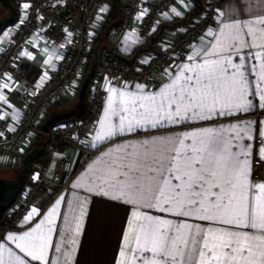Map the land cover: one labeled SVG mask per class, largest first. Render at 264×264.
Returning <instances> with one entry per match:
<instances>
[{
	"label": "crops",
	"instance_id": "obj_1",
	"mask_svg": "<svg viewBox=\"0 0 264 264\" xmlns=\"http://www.w3.org/2000/svg\"><path fill=\"white\" fill-rule=\"evenodd\" d=\"M154 1L145 0L124 35L109 41L110 47L126 57L139 48L144 49L133 66L147 64L169 41L181 35L187 24H176V21H183L197 8V0H176L171 8L156 17V31L145 39L137 26L152 13ZM198 4V10L202 11L206 0H199ZM110 9L111 0H103L90 33L92 44ZM261 21H264V0H223L216 21L197 37L185 55L172 59L163 70L156 72L154 83L108 76L101 111L87 138L81 146L70 147L75 174L69 185L57 190L49 179L34 196L19 226L0 232V261L3 264H141L143 260V264H148L152 254L141 250L145 236L163 234L169 254L177 258L171 264H264V230L243 226L248 222L245 206L251 212L254 204L264 203V196L254 187L264 184V99H261L264 95V22ZM13 26L0 35V52L13 36L16 25ZM72 37L71 30L59 42L48 39L41 29L31 35L18 61L0 84V117L10 123L11 129L20 125L28 93L41 90L59 67ZM198 52L200 55H196ZM256 53L261 56L256 57ZM189 56L193 59L189 60ZM240 64L244 66L241 71L246 78L244 98L250 102L246 110L232 106L238 102L239 92L228 93L229 81L236 79L231 75L235 72L234 66ZM185 65L197 72L200 68L205 71L209 67L227 68L222 81L229 98H222L215 105L209 102L202 115L188 112L191 118L178 122L163 120L155 126L140 123L129 128L125 122L124 131L108 135L109 129L120 126L121 116L127 115L118 105H113L116 110L111 111V100L118 99L120 92L141 94L142 89L144 95L158 93L177 77L182 84L183 76L193 75L183 72ZM33 67L39 71L37 77L30 71ZM64 102L60 98L56 104ZM76 102L55 108L63 110ZM208 132H225L230 152L240 151L238 144L247 146V174L239 182L242 186L229 189L226 195L221 191L223 179L217 178L215 182L220 188L211 187L203 198L193 197L197 203H192L187 198L184 180L174 179L181 173L174 170L173 156L181 149L178 141L183 140L184 154H191V149L200 147ZM236 132L244 139H232ZM98 133L105 138L98 140ZM6 138L0 130V139ZM85 148L98 149V152L79 168ZM29 149L26 143L23 158ZM257 161L262 166L259 177L253 172ZM20 167L14 157L0 153V176L14 177ZM242 194L247 197L246 202ZM220 196L224 197L226 210L211 211ZM205 208L210 211H204ZM229 242L231 248H226ZM29 251L41 259L28 256ZM202 251L205 255H200Z\"/></svg>",
	"mask_w": 264,
	"mask_h": 264
},
{
	"label": "built area",
	"instance_id": "obj_2",
	"mask_svg": "<svg viewBox=\"0 0 264 264\" xmlns=\"http://www.w3.org/2000/svg\"><path fill=\"white\" fill-rule=\"evenodd\" d=\"M126 1L127 8L124 22L112 31L111 40L121 38L124 35L132 23L135 22L137 11L145 3V0ZM175 1L155 0L151 4L152 13L142 19L137 26L138 32L143 38L149 39L155 33L156 17L171 8ZM21 2L28 6L27 16L18 25L15 34L6 47L0 52V84L5 81L8 71L19 58L22 49L37 29H41L44 35L54 42L63 40L70 30L73 32V37L64 50L59 67L52 72L47 84L41 91L26 98L27 109L21 119L20 126L16 129L17 131L11 129L10 123L0 117V130L6 134V140H8V143H4L6 140L0 139V153L8 156L19 152V147L26 133L37 125L38 118L51 101L62 95L70 96L69 92H76L74 88H77V83L82 81L84 67L87 66L88 57L92 51L90 48V45L92 46L90 33L103 0H21ZM222 2L223 0H206L204 9L186 25L187 27L182 34L169 41L151 62L143 66L128 65L121 61L117 56L115 47L105 49L101 53L95 76L89 87L88 107L91 114L86 118H76L78 125L74 130L78 138L68 144L79 147L87 138L94 119L101 111L104 85L108 76L154 83L155 73L163 70L172 59L185 55L197 37L216 21ZM63 134H66V131ZM49 135L52 140L63 137V135L54 134L53 130H50ZM47 152H49V148ZM97 152L98 149L85 148L83 150V161L79 168ZM72 161V157L66 152L59 155L51 175L57 190L66 188L71 177L75 174L72 170ZM261 168V163L257 161L253 168L255 177L261 175ZM49 173L48 167L41 170V175L35 180L37 187L43 186L45 180L49 177ZM36 193L37 188L33 189L28 195L23 190L15 205L5 213L1 220L0 232L16 229L19 226L21 218L28 212ZM10 214L11 216L7 218Z\"/></svg>",
	"mask_w": 264,
	"mask_h": 264
},
{
	"label": "snow or ice",
	"instance_id": "obj_3",
	"mask_svg": "<svg viewBox=\"0 0 264 264\" xmlns=\"http://www.w3.org/2000/svg\"><path fill=\"white\" fill-rule=\"evenodd\" d=\"M196 55H200V53L198 52ZM255 56L260 57L261 53H256ZM188 59L192 60L193 57L189 56ZM243 59L241 57V60ZM205 66L207 65L205 64ZM234 67L235 72L231 75L236 79L229 81L228 93L235 95L239 92V100L232 106L237 110H246L250 102L244 98L246 78L244 72L241 71L244 66L240 64ZM253 68L255 69V66ZM227 71V68L209 67L207 71L200 68L197 72L192 66L185 65L183 72H192L193 75L183 76L182 84L180 83V77H177L172 84L164 86L158 93L144 95L142 89L141 94L120 92L118 99L109 102V108L114 112L116 108L113 105H118L119 110L127 115L121 116L120 126L117 129H109L108 135H113L116 131H124L125 122H127L129 128L133 124L138 125L140 123L155 126L163 120L178 122L180 119L191 118L187 116L188 112H192L193 115H202L209 102L215 105L222 98H229L228 93L223 88L222 81V75ZM262 82H264V77H262ZM137 87L141 88V86ZM177 90H179L178 95ZM261 99H264V95L261 96ZM205 137L206 139L201 141L200 147L191 149V154H184L186 150L183 149V140L178 141L181 149L176 151L173 156L174 170L181 173V175H176L174 179L184 180V188L188 189L187 198L192 203H197L193 197L203 198L211 187L220 188V185L215 182L217 178L223 179L224 188L221 191L226 195L229 189L234 190L242 186L239 182L247 174V146L238 144L240 151L230 152L226 147L229 142L225 140V132H208ZM104 138L102 133L97 134L98 140ZM248 138L251 139V137ZM232 139L239 141L243 140L244 136L236 132ZM241 156H244L245 159L241 160ZM254 187L258 188L261 196H264V184ZM242 199L245 202L247 201V197L243 194ZM223 200V196L217 197V202L213 204L211 211H225L227 205ZM257 209L260 211L258 212ZM204 211L210 210L205 208ZM33 212H35V209H33ZM244 215L248 221L243 225L244 227L264 230V203L254 204L251 212L245 206ZM30 218L28 217V219ZM9 238L14 239V237ZM20 239L24 238L21 237ZM137 242L139 243V237ZM17 247H20V245H17ZM204 247L207 248V244H204ZM225 247L231 248V242L226 244ZM21 250L23 251V249ZM141 250L152 254L148 264H160L161 260L164 261V264H171L172 261L177 259L176 256L169 254L168 245L163 234L159 237L152 234L146 235L145 244ZM208 251H211V249H208ZM241 251L247 250L241 249ZM232 252L234 253L235 249H232ZM27 255L33 259H41L40 256L31 251L27 252ZM200 255H205V253L202 251ZM137 258L141 259L139 256ZM213 258H215V255H213ZM0 264H3V262L0 261ZM141 264H143V260Z\"/></svg>",
	"mask_w": 264,
	"mask_h": 264
},
{
	"label": "rangeland",
	"instance_id": "obj_4",
	"mask_svg": "<svg viewBox=\"0 0 264 264\" xmlns=\"http://www.w3.org/2000/svg\"><path fill=\"white\" fill-rule=\"evenodd\" d=\"M14 2L16 3V6L18 8L17 18L10 25H7V26L3 27L2 30H1L0 35L3 34L4 32H6L7 28L9 29V27H11L13 25L14 26L16 25L15 26L16 29L14 31V34H15V32H16V30L18 28L17 25L20 24L22 22V20L27 16L26 10L28 9V6L25 7V5L22 4L21 0H15ZM9 14H10V10L7 7H5L2 3H0V18H2L4 16H8ZM21 15H23V17ZM93 45L94 44H92V46L90 45L91 50L93 48ZM154 57H155V55H154ZM154 57H152L149 62H151ZM17 61H18V59L14 62V64ZM90 64H91V60H90V56H89L88 57V64H87V66L84 67L85 71H84V74H83L82 81H83V79L85 78V76L87 74V71H88V69L90 67ZM82 81L80 83L78 82L79 84L77 83V86H78L77 88H74L76 90L75 93L74 92H69L71 94L70 95L71 97L68 96V95H62V96L56 97L53 101L50 102V104L47 106V108L42 113V115L38 118L37 125L33 129L29 130L26 133V136H25L22 144L19 147V152L15 153L14 155H11V157H14V159L17 161V166L20 167L22 165L23 154H24V151H25L24 150V145H26V143H28L30 145V148H31L33 145H35L39 141L40 142H44V141L48 142V145H47L48 147L46 149V152H47V150L49 148V152H47V154L50 157V161H49V163L47 165H43V164H37L36 165L34 173L29 178L27 186L24 188V193L26 195L30 194L32 192V190L35 189V188H37V192L40 190V188L42 186L41 187H37L36 186V184H35L36 178L41 175V170L44 167H48L49 170H50V173H52L53 169H54V166L56 165V161H57L59 155L62 154L63 152L68 153L72 157V159H73L72 166H73L74 157H73V154H71V152H70V147L72 145L68 144V143L76 141L77 138H78L77 135H76V132L74 130L77 127V125H78V120H76V118H73V119H70V120L62 121L59 124H57L54 127H52L51 130H53L54 134L63 135V137L61 139H56V140H52V138H51V136L49 134L47 136H43L42 125L48 119V116L50 115V113L52 111L61 110V109H56V108H58L57 106H60V107L69 106V104H73L75 101H77L78 95H79V89L81 87ZM39 91H41V90H39ZM38 92H36V93H38ZM36 93H28L27 98L29 96H31V95H35ZM60 98L64 99L65 102L56 104V101L58 99H60ZM25 105H26V108L24 110V113H23L22 117L24 116V114L26 112V109H27V100L25 102ZM62 109H64V108H62ZM20 123H21V121H20ZM65 131H66V134H63ZM4 143H8V140L4 141ZM58 145H62V147L58 146ZM53 151H55V152H53ZM253 172H254V169H253ZM50 173H49V176L51 177L52 174H50ZM50 177H47V179L45 180L44 184L46 182H48L49 179H51ZM10 216H11V214L8 215L7 218L10 217Z\"/></svg>",
	"mask_w": 264,
	"mask_h": 264
},
{
	"label": "water",
	"instance_id": "obj_5",
	"mask_svg": "<svg viewBox=\"0 0 264 264\" xmlns=\"http://www.w3.org/2000/svg\"><path fill=\"white\" fill-rule=\"evenodd\" d=\"M5 7L10 10L8 16L0 18V30L15 21L18 15V8L11 0H0ZM144 49H139L132 57H126L117 53L118 58L125 63H133ZM99 58L97 57L88 71L86 77L82 81L78 101L76 104L60 111H53L47 121L43 124L45 133L50 128L61 121H66L77 116H82L87 110V92L90 84L95 76ZM45 154V147L35 145L29 150L23 158L22 166L18 169L14 177L0 176V222L5 213L12 208L17 202L19 196L23 192L28 183V179L32 176L35 168V162Z\"/></svg>",
	"mask_w": 264,
	"mask_h": 264
},
{
	"label": "trees",
	"instance_id": "obj_6",
	"mask_svg": "<svg viewBox=\"0 0 264 264\" xmlns=\"http://www.w3.org/2000/svg\"><path fill=\"white\" fill-rule=\"evenodd\" d=\"M12 3L16 6V3L14 2L15 0H11ZM198 1L197 0V8L194 9L185 19H183V21H179L177 20L176 21V24H179V23H184V24H188L192 21V19L198 14L200 13V11L198 10ZM127 8V3H125L123 0H111V9H110V12H109V15L107 16V19L103 25V27L101 28L100 32L98 33V36L95 40V42L93 43V48H92V51H91V54H90V60H91V64H90V67L88 69V71L90 70L92 64L94 63L95 59L98 57L100 59V56H101V53L105 50V49H108L110 47L109 45V41L111 39V36H112V31L118 27H120L123 22H124V18H125V10ZM2 30V29H1ZM1 30H0V33H1ZM140 49V48H139ZM139 49H137L136 51H138ZM136 53V52H135ZM134 53V54H135ZM133 54V55H134ZM142 54V53H141ZM140 54V55H141ZM133 55H131L130 57H132ZM139 55V56H140ZM138 56V58H139ZM137 60V59H136ZM135 62V61H134ZM133 63H127L128 65H133ZM28 67V66H27ZM29 68V67H28ZM30 69V68H29ZM31 73H35V76L37 77L39 75V71L37 69H34L31 68ZM87 71V73H88ZM87 75V74H86ZM30 76V75H29ZM86 77V76H85ZM84 80V79H83ZM88 99H89V89H88V92H87V110L86 112L82 115V116H77L75 118H86V117H89L90 116V109L88 107ZM78 101V99H77ZM51 115V114H50ZM49 115V116H50ZM48 116V118H49ZM47 121V120H46ZM45 121V122H46ZM44 122V123H45ZM52 128V127H51ZM50 128V130H51ZM42 131H43V136H47L49 134L48 133H45L44 130H43V125H42ZM35 145H40V146H44L45 147V154L40 157L36 162H35V165L37 164H43V165H47L50 161V157L49 155L47 154L46 152V149H47V145H48V142H37ZM33 145V147L35 146ZM58 146H61L62 145H58ZM32 147V148H33ZM32 148H30L29 150H31ZM17 173V172H16ZM29 180V179H28Z\"/></svg>",
	"mask_w": 264,
	"mask_h": 264
}]
</instances>
